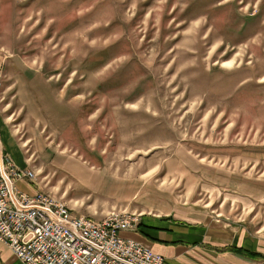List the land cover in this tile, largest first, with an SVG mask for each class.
<instances>
[{"label":"rangeland","instance_id":"1","mask_svg":"<svg viewBox=\"0 0 264 264\" xmlns=\"http://www.w3.org/2000/svg\"><path fill=\"white\" fill-rule=\"evenodd\" d=\"M258 6L0 0V111L34 192L97 221L187 202L264 236Z\"/></svg>","mask_w":264,"mask_h":264},{"label":"built area","instance_id":"2","mask_svg":"<svg viewBox=\"0 0 264 264\" xmlns=\"http://www.w3.org/2000/svg\"><path fill=\"white\" fill-rule=\"evenodd\" d=\"M35 179L34 171L1 157L0 245L21 264H163L160 254L120 235L136 228L134 214L111 211L97 221L72 214L41 189L28 194L15 186Z\"/></svg>","mask_w":264,"mask_h":264},{"label":"crops","instance_id":"3","mask_svg":"<svg viewBox=\"0 0 264 264\" xmlns=\"http://www.w3.org/2000/svg\"><path fill=\"white\" fill-rule=\"evenodd\" d=\"M0 98L4 100L3 92ZM2 112L6 109L0 111V159L7 156L17 167L27 169L29 164L18 151L19 145ZM15 186L28 194L35 190L26 180L17 181ZM158 201L146 203L137 229L120 235L160 254L163 264H264V236L251 233L248 220L230 222L213 215L205 206L187 202L165 205ZM0 264L21 263L0 245Z\"/></svg>","mask_w":264,"mask_h":264},{"label":"flooded vegetation","instance_id":"4","mask_svg":"<svg viewBox=\"0 0 264 264\" xmlns=\"http://www.w3.org/2000/svg\"><path fill=\"white\" fill-rule=\"evenodd\" d=\"M258 1H259L258 10L261 12V14H263V12H264V0H258ZM253 15H255V13H253Z\"/></svg>","mask_w":264,"mask_h":264},{"label":"trees","instance_id":"5","mask_svg":"<svg viewBox=\"0 0 264 264\" xmlns=\"http://www.w3.org/2000/svg\"><path fill=\"white\" fill-rule=\"evenodd\" d=\"M250 253H251V255H252V254H255V253H252V252H250Z\"/></svg>","mask_w":264,"mask_h":264}]
</instances>
